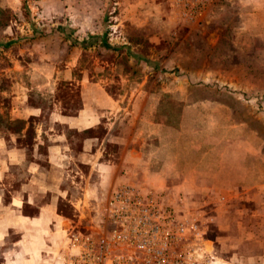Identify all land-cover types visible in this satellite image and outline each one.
Listing matches in <instances>:
<instances>
[{"label": "rangeland", "instance_id": "1", "mask_svg": "<svg viewBox=\"0 0 264 264\" xmlns=\"http://www.w3.org/2000/svg\"><path fill=\"white\" fill-rule=\"evenodd\" d=\"M75 43L83 50L72 51ZM37 46L39 57L60 51V67L73 53L115 97L171 91V100L154 99L173 125L181 114L198 129L236 124L237 138L218 134L220 147L243 145L250 131L253 148L263 144L262 159L239 149L238 159H215L198 176L144 159L108 197L86 198L84 210L62 203L73 222L61 229L53 264H264V0H0V91L16 92L9 77L43 81L9 70ZM60 89L76 109L77 89Z\"/></svg>", "mask_w": 264, "mask_h": 264}, {"label": "crops", "instance_id": "2", "mask_svg": "<svg viewBox=\"0 0 264 264\" xmlns=\"http://www.w3.org/2000/svg\"><path fill=\"white\" fill-rule=\"evenodd\" d=\"M38 36V31L32 33V39ZM38 47L29 61L12 59L9 70L28 68L43 81L27 85L9 77L18 85L16 92L0 91L3 101H11L0 106V264H53L61 229L73 222L60 205L67 202L73 210H84L85 199L93 194L108 197L114 184L130 180L127 172H135L144 159L179 163L181 170L198 176L214 170L215 159H238L239 149L244 159H253L257 151L262 156L263 144L253 148L251 131L239 147L216 143L220 132L228 133V142L237 138L236 124L210 123L198 129L184 125L181 121L188 118L182 114L176 125L160 119L154 98L171 100V91L142 95L134 89L115 97L102 80L80 69L73 53L60 67V51L39 57ZM71 49L83 50L76 43ZM56 67L44 74V69ZM62 86L68 92L77 89L76 109L71 111L74 101L64 96ZM74 188L80 197L71 201Z\"/></svg>", "mask_w": 264, "mask_h": 264}, {"label": "trees", "instance_id": "3", "mask_svg": "<svg viewBox=\"0 0 264 264\" xmlns=\"http://www.w3.org/2000/svg\"><path fill=\"white\" fill-rule=\"evenodd\" d=\"M106 48H108V46H106Z\"/></svg>", "mask_w": 264, "mask_h": 264}]
</instances>
